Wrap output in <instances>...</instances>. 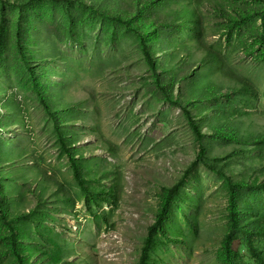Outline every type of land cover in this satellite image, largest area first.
<instances>
[{"label":"rangeland","instance_id":"374dc122","mask_svg":"<svg viewBox=\"0 0 264 264\" xmlns=\"http://www.w3.org/2000/svg\"><path fill=\"white\" fill-rule=\"evenodd\" d=\"M222 175L264 227V0H0V264H259Z\"/></svg>","mask_w":264,"mask_h":264},{"label":"trees","instance_id":"16d2710c","mask_svg":"<svg viewBox=\"0 0 264 264\" xmlns=\"http://www.w3.org/2000/svg\"><path fill=\"white\" fill-rule=\"evenodd\" d=\"M190 29H191V31L195 32V30L192 27H190ZM144 49L146 50V53H150V47L147 43L144 44ZM151 55L152 54H149V56L151 58V63L153 65V67H155V70H157L155 60H153V57ZM221 100L222 99H220V102H221ZM176 104H178V103L176 102ZM183 110L185 111L186 115L188 116L190 124L192 125L194 133L197 136L198 142L200 143L201 152H200L199 159L197 160V164H203V165L207 166V168H209L211 171H215L216 169L206 162V149L204 148V146L202 144L205 136L202 133L201 127L197 124V122H196L195 118L193 117V114L191 111H189L187 108H183ZM74 166H75L76 171H77V165L75 164ZM222 176H223L224 180L226 181V183L228 184L230 192H231V205H230V207L232 209V219L234 220V223H233L234 229L239 230V228H240L242 230V232L247 234V236L254 235L255 233L261 234V231L264 229V227H261L259 224H257V222L255 221V217H251L249 215H246L247 214V212H245L246 206H245V203L242 202V198L240 197V194H239V191L241 189L240 184L234 183L232 179L226 177L225 175H222ZM261 188L264 190V183L261 185ZM0 191H1V187H0ZM163 218H164V216L160 215L159 221L157 222V224L154 225L153 227H151V235L149 236V238L147 240L146 249L144 250V259L146 257L147 252H148V249L153 245V242L155 241V237L153 235L157 232V227H160ZM246 222H253L250 224L251 225L250 229H248ZM256 225H257V227H256ZM248 249H249V253L252 255L253 258H255V260L259 264H264V257L262 255V253L257 250V248L255 247L254 243L251 240L248 241ZM144 263H145V261H144Z\"/></svg>","mask_w":264,"mask_h":264}]
</instances>
